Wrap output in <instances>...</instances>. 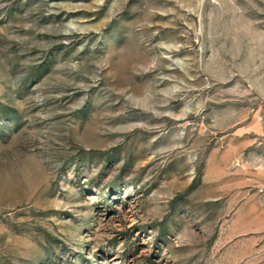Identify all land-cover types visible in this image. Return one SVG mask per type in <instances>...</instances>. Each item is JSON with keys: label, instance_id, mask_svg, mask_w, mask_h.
<instances>
[{"label": "rangeland", "instance_id": "obj_1", "mask_svg": "<svg viewBox=\"0 0 264 264\" xmlns=\"http://www.w3.org/2000/svg\"><path fill=\"white\" fill-rule=\"evenodd\" d=\"M0 264H264V0H0Z\"/></svg>", "mask_w": 264, "mask_h": 264}]
</instances>
